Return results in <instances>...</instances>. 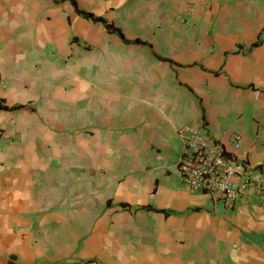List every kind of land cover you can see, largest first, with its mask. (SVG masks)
<instances>
[{"label":"crops","instance_id":"crops-1","mask_svg":"<svg viewBox=\"0 0 264 264\" xmlns=\"http://www.w3.org/2000/svg\"><path fill=\"white\" fill-rule=\"evenodd\" d=\"M75 2L125 40L0 0V264H264L256 198L179 170L191 126L264 179V0Z\"/></svg>","mask_w":264,"mask_h":264},{"label":"built area","instance_id":"built-area-1","mask_svg":"<svg viewBox=\"0 0 264 264\" xmlns=\"http://www.w3.org/2000/svg\"><path fill=\"white\" fill-rule=\"evenodd\" d=\"M179 136L184 144L179 170L189 190L207 193L229 208L255 197L264 210V179L240 170L221 142L205 132L185 126L179 129Z\"/></svg>","mask_w":264,"mask_h":264},{"label":"trees","instance_id":"trees-1","mask_svg":"<svg viewBox=\"0 0 264 264\" xmlns=\"http://www.w3.org/2000/svg\"><path fill=\"white\" fill-rule=\"evenodd\" d=\"M62 1H70L74 7H75V10L77 11V13L85 18H88V19H91L92 21L94 22H97V23H102L110 32L112 33H117L118 35H120V37L125 40L122 32L116 28L112 23H109L107 22L105 19L101 18V17H97L95 16L94 14L90 13V12H86V11H83L81 10L77 3L75 2V0H55V2H62ZM133 43H136V44H146V42L142 41V40H136L134 41ZM0 107L3 108V109H7V106L3 105L0 103Z\"/></svg>","mask_w":264,"mask_h":264}]
</instances>
